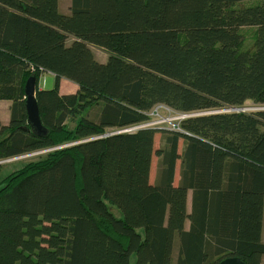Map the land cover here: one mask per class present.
Listing matches in <instances>:
<instances>
[{"label": "trees", "instance_id": "trees-1", "mask_svg": "<svg viewBox=\"0 0 264 264\" xmlns=\"http://www.w3.org/2000/svg\"><path fill=\"white\" fill-rule=\"evenodd\" d=\"M57 6L0 0V99L12 101L0 158L53 148L0 180V264H263L264 0ZM42 70L55 81L36 90L37 133L24 84ZM60 77L76 92L60 93ZM249 99L263 107L218 110ZM159 103L198 113L103 135Z\"/></svg>", "mask_w": 264, "mask_h": 264}, {"label": "rangeland", "instance_id": "rangeland-1", "mask_svg": "<svg viewBox=\"0 0 264 264\" xmlns=\"http://www.w3.org/2000/svg\"><path fill=\"white\" fill-rule=\"evenodd\" d=\"M242 31H243V35H244L243 46H244L245 49L250 50V49L253 48V45H254V38H255L254 29L251 28V27H243ZM91 50H92L93 54H95L97 56V58H99V59L103 58L104 57L103 55L107 54L105 51H103V50H101L99 48L93 47V46H91ZM106 59H107V57L105 56L104 60L106 61ZM101 62H104V61H101ZM45 76H49V77L47 78V80L45 79V77H43L44 79L40 82L41 86L44 87V88L52 87V83H53L52 80H51L52 77L50 75L46 74V73H45ZM159 104L163 105V106L165 105L163 103H159ZM156 105L157 104H155V106ZM155 106L151 107V109L154 108ZM262 107L263 106L260 105L258 102L254 101L252 99H249V100H247L244 103V106L241 109H243L244 111L248 112V111H255V110L260 109ZM171 110H172V112H171L172 115L170 117L176 116V114L173 113L175 110L173 108H171ZM218 110L231 111V110H236V109H230V108L227 107V108H221V109H218ZM158 111H159V113L161 115H165V116L167 115L166 113H168V112H166L165 109H161V108H159ZM175 112H178V111H175ZM203 112H207V111H203ZM172 122H174V121L166 122V124L165 123H160L158 126H160L161 128L168 129V128H170V126H171L170 123H172ZM160 146H162V139H161L160 133H157L155 135V139H154V148H157V147H160ZM31 158H34V156L31 157ZM29 159H30V157H29ZM27 160H28V158L24 159V160L17 161V162L1 163L0 164V180L3 179L11 171L21 167ZM151 163L152 164H151V169H150L149 180L151 182H153L154 181V177L156 175V169H157V164H158V157L156 155H153ZM188 207H189V204H188ZM187 224H188V222L186 221V225ZM263 236H264V229H263ZM263 264H264V256H263Z\"/></svg>", "mask_w": 264, "mask_h": 264}, {"label": "built area", "instance_id": "built-area-1", "mask_svg": "<svg viewBox=\"0 0 264 264\" xmlns=\"http://www.w3.org/2000/svg\"><path fill=\"white\" fill-rule=\"evenodd\" d=\"M159 108L161 109H165L167 115H161L159 113ZM243 110V109H241ZM172 110L170 107L166 106V105H160V104H157L154 108H152L149 112H148V118L142 122H139V123H135V124H131V125H128V126H125V127H122V128H119V129H116L115 131H118V132H128V131H134L138 128H141V127H147V126H158L160 123H165L166 122H170V121H174L171 124L170 128L171 129H179V125H178V122L186 117H189L191 115H194V114H197L198 112H173L176 114V116L174 117H170L172 115ZM53 148H43V149H37V150H31V151H26V152H22V153H18V154H14V155H11V156H7V157H3V158H0V164L1 163H5V162H17V161H20V160H24V159H31V157H36L40 154H43L49 150H51Z\"/></svg>", "mask_w": 264, "mask_h": 264}, {"label": "water", "instance_id": "water-1", "mask_svg": "<svg viewBox=\"0 0 264 264\" xmlns=\"http://www.w3.org/2000/svg\"><path fill=\"white\" fill-rule=\"evenodd\" d=\"M38 78L35 75H30L24 84V103H25V110H26V120L30 125L33 131L37 133H45L46 130L42 126L40 117H39V110L36 102V90L38 89ZM230 109H241L237 107H230ZM118 131H110L103 135H109L116 133ZM90 139V138H89ZM217 264H246L243 260H241L237 256H227L221 259Z\"/></svg>", "mask_w": 264, "mask_h": 264}, {"label": "crops", "instance_id": "crops-1", "mask_svg": "<svg viewBox=\"0 0 264 264\" xmlns=\"http://www.w3.org/2000/svg\"><path fill=\"white\" fill-rule=\"evenodd\" d=\"M70 1L71 0H58V6H57L58 11L62 13H67L70 7ZM103 56L107 57V54ZM95 57L97 58L96 55ZM104 57L101 59L99 58L97 59L100 61H105ZM45 73L52 77L51 80L53 83L55 81V76L53 73L42 70L39 73L38 84H37L38 88H42L40 82L44 79L43 77H45L46 80L49 77V76H45ZM53 83H52V86H53ZM77 89H78V86L73 81H70L63 77L59 78V92L60 93H63V94L74 93L76 92ZM11 105H12V101L10 99H0V122L2 124H7L10 119ZM190 201H191V191L188 192V204H190Z\"/></svg>", "mask_w": 264, "mask_h": 264}]
</instances>
